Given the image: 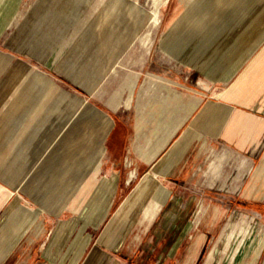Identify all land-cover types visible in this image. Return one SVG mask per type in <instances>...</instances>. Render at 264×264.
I'll list each match as a JSON object with an SVG mask.
<instances>
[{
    "label": "crops",
    "instance_id": "0c3cea01",
    "mask_svg": "<svg viewBox=\"0 0 264 264\" xmlns=\"http://www.w3.org/2000/svg\"><path fill=\"white\" fill-rule=\"evenodd\" d=\"M175 52L139 73L136 99L94 108L107 125L84 172L44 175L50 146L0 180V264H264V37ZM150 197L133 221L129 203Z\"/></svg>",
    "mask_w": 264,
    "mask_h": 264
},
{
    "label": "rangeland",
    "instance_id": "374dc122",
    "mask_svg": "<svg viewBox=\"0 0 264 264\" xmlns=\"http://www.w3.org/2000/svg\"><path fill=\"white\" fill-rule=\"evenodd\" d=\"M185 37H264V0H0V180L50 146L44 175L84 172L107 125L94 108L136 99L139 73L169 71ZM151 199L129 203L133 221Z\"/></svg>",
    "mask_w": 264,
    "mask_h": 264
},
{
    "label": "bare ground",
    "instance_id": "6f19581e",
    "mask_svg": "<svg viewBox=\"0 0 264 264\" xmlns=\"http://www.w3.org/2000/svg\"><path fill=\"white\" fill-rule=\"evenodd\" d=\"M138 75V74H137ZM147 77V76H146ZM161 80V79H160ZM163 82H165V79L163 80ZM174 83V82H173ZM166 85V84H165ZM164 86V85H163ZM177 86V85H176ZM171 87V86H170ZM171 92V90H169ZM172 96V95H171ZM143 100V99H142ZM122 104V103H121ZM95 111V110H94ZM100 112V111H99ZM103 118V117H102ZM104 141V140H103ZM156 156V154H155ZM150 180H149V175H147L141 182V186L140 189H144L146 192L142 193V194H150V196L155 197L157 196L159 193H163L162 197L160 198L161 203L164 201V199L166 198L167 192L165 190H162V187H160L157 184H149ZM3 190V189H2ZM168 197V196H167ZM251 220V219H250ZM249 221V220H248ZM247 223V222H246ZM253 226V225H252ZM240 227V225H239ZM237 236V235H236Z\"/></svg>",
    "mask_w": 264,
    "mask_h": 264
}]
</instances>
